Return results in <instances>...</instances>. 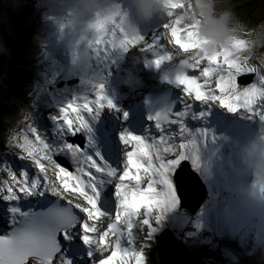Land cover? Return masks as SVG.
Instances as JSON below:
<instances>
[{"label": "snow or ice", "instance_id": "1", "mask_svg": "<svg viewBox=\"0 0 264 264\" xmlns=\"http://www.w3.org/2000/svg\"><path fill=\"white\" fill-rule=\"evenodd\" d=\"M165 6L169 11L150 36L125 31L119 3L109 15L97 14L89 25L95 35L87 41L92 54L88 69L99 73L103 68L104 74H97L99 81L83 77L80 83L85 87L58 106L50 117L55 136L44 137L25 119L24 127L11 137L19 159L29 161L34 173L14 170L7 161L0 166L6 173L0 178V201L7 204L11 225L0 235V264H148L144 246L162 219L180 206L173 175L182 162L198 159L202 146L220 138L204 120L218 108L264 122V71L238 54L249 41L233 37L211 55H196L210 41L201 37L198 17L186 19L185 9L191 5L166 0ZM168 46L179 55H170ZM133 50L144 54L145 67L178 64L181 70L164 78L174 85L176 97L148 116L147 134L124 127L118 132L120 159L114 164L86 149L91 145L92 122L102 112L111 110L127 120V113L106 93L105 78L111 75V66ZM249 75L255 79L241 86L238 80ZM189 120L202 126L193 128ZM81 134L84 142H74L73 137ZM62 158L72 167L64 166ZM103 189H111L110 194ZM47 194L55 200L43 211L19 205L29 196ZM188 223L197 230L203 227L202 221L192 218ZM140 225L143 243L136 239ZM74 240L84 246L83 253L71 249Z\"/></svg>", "mask_w": 264, "mask_h": 264}, {"label": "bare ground", "instance_id": "2", "mask_svg": "<svg viewBox=\"0 0 264 264\" xmlns=\"http://www.w3.org/2000/svg\"><path fill=\"white\" fill-rule=\"evenodd\" d=\"M23 1L24 0H5V5L9 6L11 10H13V15L16 18V21L15 23L11 22L8 28V34L13 42L10 43L9 60L2 72L3 74H1L0 77V149L1 155L3 156L1 161H7L14 170L17 168L16 164L27 161L19 159V150L14 146L11 140V137L15 134L16 130L22 129L24 127L25 119H27L36 129H38L41 135L44 137L55 136L54 121L50 119V117L57 113L58 106L69 95H75L77 92L82 90L83 87H85V85L79 83L78 85L65 86L59 89L53 87L51 90H49L50 85H53L58 78H68L75 75L80 76L81 79L83 77H87L88 79L94 78L99 81V76L97 74H104L103 68L99 70V73H97V70L94 68L92 70L88 69V67L84 65L86 58L84 60H74V62L71 64L64 63L63 65H58L56 63L57 60L59 61L60 59H63V56L59 54L56 49H53L52 55H49L47 52V47H44V49L39 52L38 61L36 62L38 64L37 66L35 64L31 68L25 67L23 69L22 64L23 66H26L27 64H32L34 62L31 60L29 63H23L24 59L22 58V53L20 50V39L23 35L22 32L29 23H32V20L34 19V17H31L28 21L27 18L23 17ZM228 1L229 0H213V2L208 6L213 8L214 14L217 15L224 11H229L231 13V23L236 26L238 33L231 38L243 37L249 41V46L241 50L238 54L244 57L250 65L258 63L260 70L264 71V65H262L260 62L261 59H264V57L254 58V51L261 48V44L264 40V24H259L256 30L252 31H248L245 27L240 26L236 21L235 13L230 10V6H226ZM40 2L37 3V6L42 8L44 4L42 5ZM185 3H190L193 9V3L191 0H185ZM197 6L199 7L202 5ZM29 12H32V9H29ZM192 14L195 15V13ZM46 15L47 13H44L40 20L44 21V25L50 27L51 30V26L53 25V23L51 24V20L56 16V14H52L51 16L47 17V20ZM61 16H63L64 20H66L67 13L64 12L61 14ZM199 20L201 19L199 18ZM33 23L34 27L36 22ZM155 29H157L156 25L152 24L144 31L143 34L150 36ZM54 30L55 27H53V31ZM58 31L62 32V27L59 26L53 32V34H51L52 43L57 41L58 44L61 45L60 48L62 47V49H58L63 50L69 43V40L67 39L74 36L75 32L67 33L64 37H62L58 35ZM40 45L41 43L38 44L39 47ZM168 50L170 51V55H176L173 53L174 49H172V47L168 46ZM130 56L135 58L141 57V59H144V54H141L136 50H133ZM88 57H90V54L87 55V58ZM126 59H128V56L126 58L117 60V63H123ZM115 66L116 65L111 66V75L115 71ZM24 74H27V78ZM110 76H106L105 78V91L109 89L108 80ZM243 79H240V85L246 86L248 83H251L255 77L249 75L247 79L252 81L248 83H246ZM25 80L27 82H24ZM72 86L78 87L73 88ZM21 87H24L26 91L24 88L21 89ZM19 89L21 91L20 93ZM31 92V98L24 97L25 94L29 95ZM39 100H41V102H39ZM116 104L120 109L124 107L122 100ZM32 105H36L37 107L32 109ZM105 113L106 111L102 112L101 116L99 117L102 122L105 121ZM44 114L49 117V121L44 116ZM106 114H113L115 123H118L121 120L117 118V113L111 110H109ZM229 116L236 117L238 121L237 124L239 121H243L244 125L247 127L252 126L254 131L258 132V137L261 140V144L264 146V131H261V129H264V122L248 120L246 113L243 112L238 113L236 116ZM94 124L95 122L92 123V134H94L95 131L93 129ZM39 125L42 126L44 131ZM115 142L118 149L120 150L121 146L119 139H116ZM95 144H97L96 140L91 139V145L89 147L90 151L94 150ZM225 144H227V141L219 142L213 147H210L209 144L207 146H202L199 158L192 161L196 167L194 172L203 184L207 194L198 209L194 212H191L180 202L177 212L167 214L165 216L167 219H162L161 223L158 225L161 228L162 226L169 225V232L174 237L179 238L184 248L189 253H195L198 247L204 248L206 246L217 245L223 236H229L230 238H233V236H235L238 230L241 228L240 222H242L241 219L238 220L239 214L237 213V209H244L245 213L252 217V222L250 224L247 222V227L250 228L253 238H256V235L259 233L260 236L264 235V196H259V194L251 196L247 190L248 187L242 185L244 182L243 178L245 176L247 177L246 181H253V178L248 175L250 169L249 167L247 171V167H242L240 165H238L239 168L236 170L235 168L238 166H233L235 167L234 169L233 167L226 169V166L222 168L219 166V164L223 161L228 165L225 152L222 150ZM220 146L221 148L218 149ZM117 155L120 156V153L118 152ZM223 156H225V158H223ZM235 159L236 158H234V160ZM11 160L13 162H11ZM69 164H71L70 161ZM231 164L233 165L234 163L231 161ZM235 164L239 163L236 162ZM2 165V162H0V166ZM19 169L20 168H18V170ZM0 173L1 177L3 176L4 178V176H6V173H3L2 171H0ZM32 173H34V170ZM175 175L176 173L173 175V182L176 185ZM213 175L214 177H212ZM209 178H217V181L213 183ZM225 179H227V184L230 186L223 182ZM257 179L259 180V184L264 181V178ZM244 185H247V183L244 182ZM225 203L228 204L226 210ZM258 209L263 211L259 212ZM190 218L197 222L202 221V229L197 230L193 227L190 228L189 226H187V229H184V224L189 221ZM214 219H216L217 224H220L224 227H216L213 223ZM235 221H238V225L233 229V224H235ZM160 231L161 229H156L150 240V243L144 246L147 253L148 264H160L159 260H161L162 247L155 244V241H157L156 239L159 238L157 235H159ZM182 233L184 234L182 235ZM143 241L144 239L140 243H143ZM246 241L247 239L244 240V242ZM240 243L238 242L235 245L230 241L224 242L221 245V249L225 258L227 255H229L230 259H232L234 256L230 250L226 251L227 249H234L235 252L240 253V248L238 245ZM257 244H259L258 240H256V245ZM256 245L252 246L256 247ZM229 251L231 253H229ZM245 254L246 253H242L241 255L243 256ZM250 258L254 259V263L252 264H255V260L257 261L256 264H264V258L258 261L257 255H254Z\"/></svg>", "mask_w": 264, "mask_h": 264}, {"label": "rangeland", "instance_id": "3", "mask_svg": "<svg viewBox=\"0 0 264 264\" xmlns=\"http://www.w3.org/2000/svg\"><path fill=\"white\" fill-rule=\"evenodd\" d=\"M24 4L26 5H32V7L34 9H36L35 13H30L29 10L26 8V6L22 7V11L23 12V17L25 18H31L32 15L34 14L37 15L39 14L40 17L43 16V12H47L48 7L47 6H43L42 8H39V6L37 7V3L38 0H24L23 1ZM230 6V10L235 13V17H236V21L240 26L245 27L248 31H252V30H256V28L259 26V24H264V0H252L251 2H247V0H229L228 3L226 4V6ZM225 6V7H226ZM186 9H190L189 11H191V7L190 8H186ZM52 15V11H49ZM229 12V11H228ZM51 22H55L54 19L51 20ZM252 28V29H251ZM52 30V29H51ZM50 30V28L46 25H44V21L35 24L32 32H30V29L26 31V29L23 30V37H22V41H24V35L25 33L26 36H28L30 39L29 41V45H33L35 47H38L39 43H46L48 37L50 36V34H52V31ZM24 43V42H23ZM261 48H259L258 50L254 51V58H262L264 57V40L261 44ZM32 53L28 54V55H23V57H25L27 59V61H30V57L35 55V50L31 49ZM131 53H129L128 57L130 56ZM37 60L32 63V64H27L26 66H23L24 68H31L33 67L35 64L37 66ZM30 70V69H29ZM27 77V74H24ZM24 82H27L26 80ZM15 97V96H14ZM13 97V98H14ZM46 100V99H44ZM39 102H41V100H39ZM37 106H32V109H35ZM44 116L48 119V121L50 120L49 117L44 114ZM2 155H1V149H0V162L3 161L2 160ZM21 164H25V165H30V162L28 161H24V162H20ZM18 163V166L19 164ZM190 163V162H189ZM191 166L195 169L196 167L194 166V162L190 163ZM32 168V167H31ZM34 169L32 168V171ZM0 178H3V176L1 177V173H0ZM4 178H6V176H4ZM264 210V209H263ZM263 210H259V212L263 211ZM237 213L238 215V220H242L241 224H244V227H242L244 229V234L241 238V243L239 244V248H240V253H246L248 255H253L254 252L252 250L249 249V246L244 242L245 239H247L248 244L250 245V241H251V230L250 228L247 227V222L249 219H251L252 217L250 215H248L247 213H245L244 209H237ZM238 221H235V227L237 226ZM187 226H189L190 228H192V226L188 223V221L184 224V228H186ZM138 232L136 235V239L138 242H141L144 239V230H143V226L140 225L138 226ZM187 229V228H186ZM184 233H182L183 235ZM212 236V235H211ZM216 238V237H215ZM259 244L256 245V247L252 248L253 250H257L258 251V255L257 258L259 260H262L264 258V235L257 237ZM239 240V239H238ZM238 240H236L235 238H232L231 242L233 244H237ZM221 242H218L217 245L214 246H206L204 248L202 247H198L197 250L195 251V255L198 257L196 260H194L193 262H191V264H252L254 263L253 260H251L250 257H244V261L241 260L240 258L242 256H239L234 249H227L226 251L230 250L234 256L232 257V259H230L229 255L225 256L223 255V253H221V245L223 244V242L220 244ZM252 246V245H251ZM253 247V246H252ZM218 250V251H217ZM229 251V253H231ZM227 253V254H229ZM255 263H257V261L255 260ZM161 264V263H160Z\"/></svg>", "mask_w": 264, "mask_h": 264}, {"label": "clouds", "instance_id": "4", "mask_svg": "<svg viewBox=\"0 0 264 264\" xmlns=\"http://www.w3.org/2000/svg\"><path fill=\"white\" fill-rule=\"evenodd\" d=\"M191 2L193 3V9L189 12V15L195 13L201 19L200 35L210 41L195 54L207 53L211 55L222 47H226L230 42V38L238 34L236 26L231 23V13L224 11L219 15L214 14V9L208 6L213 0H191ZM133 3L138 15L144 19H149L154 13L163 17L169 11L165 6L166 0H133ZM197 5L202 6L198 7ZM113 10L111 0H72V4L65 9L66 12L71 14L73 22L85 28L96 20L97 14L104 17L111 14ZM136 27L134 23L129 22L127 30L129 33H134ZM260 62L264 65V59H261ZM261 131H264V129H261ZM247 157L252 161L251 166L257 176L264 178V148H259L255 140L250 141Z\"/></svg>", "mask_w": 264, "mask_h": 264}, {"label": "water", "instance_id": "5", "mask_svg": "<svg viewBox=\"0 0 264 264\" xmlns=\"http://www.w3.org/2000/svg\"><path fill=\"white\" fill-rule=\"evenodd\" d=\"M13 14V10L5 5V0H0V77L9 60L10 43L13 42L8 34L10 23L16 21ZM61 81L64 83L62 84ZM79 83L80 78L76 76L59 78L54 85L55 88L59 89L65 85H78ZM175 182L181 204L191 212L196 211L205 199L206 193L201 181L187 162H183L177 171ZM157 245L162 247L161 264H189L191 257L187 254L183 244L168 231L159 236ZM192 258L196 259L197 257L193 255Z\"/></svg>", "mask_w": 264, "mask_h": 264}, {"label": "trees", "instance_id": "6", "mask_svg": "<svg viewBox=\"0 0 264 264\" xmlns=\"http://www.w3.org/2000/svg\"><path fill=\"white\" fill-rule=\"evenodd\" d=\"M252 0H247V2H251Z\"/></svg>", "mask_w": 264, "mask_h": 264}]
</instances>
